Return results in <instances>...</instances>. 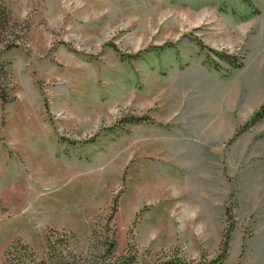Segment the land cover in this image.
<instances>
[{"label":"rangeland","instance_id":"rangeland-1","mask_svg":"<svg viewBox=\"0 0 264 264\" xmlns=\"http://www.w3.org/2000/svg\"><path fill=\"white\" fill-rule=\"evenodd\" d=\"M7 3L21 33L1 58L0 264L17 244L26 264L205 262L230 224L217 264H264V120L234 131L233 162L154 148L209 138L188 121L206 85L264 92V0ZM195 38L247 55L231 84L209 75L237 68Z\"/></svg>","mask_w":264,"mask_h":264},{"label":"crops","instance_id":"crops-1","mask_svg":"<svg viewBox=\"0 0 264 264\" xmlns=\"http://www.w3.org/2000/svg\"><path fill=\"white\" fill-rule=\"evenodd\" d=\"M246 56L244 60L245 64L241 68L232 71L231 74L223 75L215 70L216 74H210L209 78L213 76L215 80L223 81L225 84L230 82L231 84L233 79L235 80L236 73L245 68ZM227 86V89L226 86H223L221 92L215 93L210 86L206 85L205 91H200L199 94V96L201 95V107L197 108L193 113V117L188 119V121L192 120L194 123L200 138L205 136L209 138L194 139L186 143L178 142L175 146H169L167 142L161 141V139L156 137L154 141V148L157 150L156 156L159 158L165 157L167 152L169 156H187L193 154L190 150L192 149L195 156L200 158L198 161H206L210 159L209 157H219L216 159L233 162V142L228 148L229 140L234 131L238 127L244 126L252 118L255 111L264 104V92L248 93L243 84L236 87H231L229 84ZM183 151L185 153H181ZM245 157L248 161L247 152L245 153ZM157 160L158 162L174 161V159ZM194 160L196 161L197 159Z\"/></svg>","mask_w":264,"mask_h":264},{"label":"trees","instance_id":"trees-1","mask_svg":"<svg viewBox=\"0 0 264 264\" xmlns=\"http://www.w3.org/2000/svg\"><path fill=\"white\" fill-rule=\"evenodd\" d=\"M20 26V23L17 22L12 15V10L10 6L7 3V0H0V100L3 105L10 103L11 101L14 100V98L9 97V91L7 86L5 85V82L10 80L11 78V73L8 69V64L4 61L1 60L2 55L5 52H8L14 48L19 47L20 45V30L18 27ZM20 28V27H19ZM197 43L201 47H206L212 54H214L217 58L220 60L225 61L229 65H231L233 68H241L244 64L242 62H239L236 58V55L229 53L228 51H221L217 50L208 46H205L201 39L195 38ZM164 46H158L155 49H162ZM116 49V47H114ZM142 52L136 54V55H123V58L130 60V59H136L139 58ZM213 62V61H212ZM215 69H219L220 66L218 62H213ZM264 119V104L257 110L255 111L254 115L252 118L247 122L244 126H242L241 130H247L249 129L250 126L255 125L256 123L260 122L261 120ZM146 117L141 116H131V118H126L124 122L128 123H141L142 121H145ZM230 208H227V213L228 217L230 218ZM232 229V224L228 227V230L226 231V236L224 237L223 241V246L224 249L220 256L214 260H209L205 262H198V263H190L182 258L175 257L171 260L167 261H162L158 264H217L220 263L228 254L229 250V241H230V231ZM228 233V234H227ZM52 247V246H51ZM26 248L25 245H19L17 246L12 245L10 250L7 251L6 253V259L3 264H26L25 261H22L23 259L21 256L26 255ZM25 250L23 252L22 250ZM13 250H15V254H17V251L20 250L21 254L20 257L15 256L13 253ZM10 253H12L13 258L10 257ZM52 258V255L51 257ZM33 264H46L45 262H34ZM102 264H136L135 260L133 257H121L113 261H108L104 262Z\"/></svg>","mask_w":264,"mask_h":264}]
</instances>
